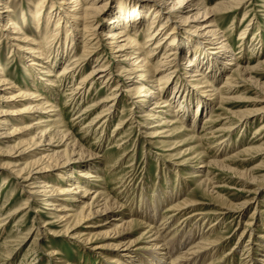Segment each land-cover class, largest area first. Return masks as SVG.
<instances>
[{"label": "rangeland", "instance_id": "374dc122", "mask_svg": "<svg viewBox=\"0 0 264 264\" xmlns=\"http://www.w3.org/2000/svg\"><path fill=\"white\" fill-rule=\"evenodd\" d=\"M44 1L46 12H50V4L48 5L50 0ZM216 1L219 0H209L212 4ZM0 2H7V7L0 5V23L2 24L0 25V60L7 72V76L3 79L7 78L8 82V84L0 85V108L9 109L11 106L7 105L8 102H16V107H23L24 104L29 103V100L24 97L17 100L6 99L7 95L18 92L17 88L9 87L11 82L15 81L17 85L28 83L32 88L35 85L43 86L40 90L41 95L50 96L51 102L54 105L57 104L58 110L63 112L61 116L65 123L61 128L68 127L83 148L96 155L93 159L73 161L65 167L51 168L41 173L31 172L30 175V169L26 166L25 173L18 177L15 170L25 167L29 160L47 153L43 151L44 145L40 146L39 150H31L34 146L27 151L22 150L31 144V139L41 129H37V125L34 124L33 127H29L28 123L35 120L30 117V114L23 119L15 118L17 115L0 116V121L4 117L9 118L10 127H26L20 133L15 132L16 134L11 137H0V223L2 224H0V264H116L110 262L113 261L111 258L117 250L124 252L122 250L124 246H115L120 241H132V250L143 253V250L144 252L146 250L142 248H148L153 231H149L147 219L134 215L137 210L139 211L140 203L141 206L145 203L157 209L153 226L160 227L162 221L168 220L167 224L160 227L162 231L160 234L168 233L167 238L174 237L177 245L181 246L180 251L187 252L184 258L192 256L190 260L193 261V255L188 252L189 248L197 243L199 245L204 243L205 246L198 248L201 250H199L201 257L196 264L264 263V0L235 1L234 5L220 14L218 19L220 27L227 29L226 37L228 36L234 51L239 54L242 66H254L260 63L251 72V75L255 77L253 82L250 80L245 83L239 76H235L234 81L237 78L240 79L236 82L238 88L232 89L234 90L231 93L232 98L222 104L210 102V108L204 113L201 112L196 126L190 129L187 125L181 128L177 123L170 127L158 126L157 124L161 122H157V118L147 119L148 116H145L138 107L141 96L139 97V94L130 89L132 78L125 76L130 70L127 61H123L126 52L114 53L107 36L102 34L106 33L105 30L108 27L103 28L101 24H111V21L115 19L113 17L117 16L120 0L99 1V4L105 2L103 9L97 14L99 20L97 32L102 36L95 39V36L90 35L83 40V37L87 36H83L84 32L81 30H76L74 35H71L76 38L75 49L72 53H69L71 49L68 52L71 55L83 54L84 46L89 44V40H93L92 44L86 48L88 50L85 52L87 54L85 59L80 61L81 66L83 61V65L86 64L85 73L92 71L97 64L109 65L108 71L103 74L108 73L104 76L105 78L98 80L96 77L92 85L86 84L82 89L83 95L86 96L76 100L73 99L74 92L81 91L80 86L78 90L76 87L81 81V74L84 73L80 75L77 73L76 78L72 75L67 79L59 78L56 84L60 88L47 87L49 84L44 82L41 84L40 78L45 76L41 73L39 75V70H32V78L29 77L30 74L27 71L28 63H30L28 60L31 59L29 57L31 54L27 51L29 44L25 41L5 38V34L11 31L4 30L6 18L1 11L5 8L12 10L10 11L12 18L19 21L24 31L27 30L26 32L32 34L36 29V22L32 20L31 12L35 11L38 0H1ZM154 6L162 10V21H164L168 9L159 3ZM60 11L65 17V10ZM25 14L28 20L24 26L21 17ZM52 22L49 25L50 29L55 28V21ZM158 22L155 24L156 27L160 24ZM173 26L174 23L170 20L166 29L170 30ZM184 26L187 25L177 28V31H180V40L189 35H192L194 40L207 37L203 32L194 33V30L191 31ZM63 34L66 35L65 30ZM138 38L141 43H144L146 34L140 33ZM203 42L208 52L217 51L209 48L217 45L208 44L209 37ZM249 45H253V48ZM54 53L51 59L53 62L56 61L54 63L57 64L55 68L57 72L65 58H61L62 55L55 58L57 53L56 56ZM181 62L179 74L184 76L183 65L187 63V59L184 58ZM119 70H123V73H118ZM229 70L227 68L222 71L224 73L220 75L219 83L224 81L225 74L230 73ZM164 72L160 71V73ZM160 75L152 76L149 80L155 81L154 78ZM52 78L55 77L52 76ZM172 80L175 83L176 78ZM117 82L120 86L123 85L116 95V99L120 98V102L113 104L109 112L110 120L104 122V119L97 116L105 106L112 104L111 98L115 96L110 94ZM167 94L169 95L168 92ZM107 96L111 97L109 98L111 101L100 103L103 97ZM215 101L217 102L216 99ZM153 106L155 105L152 101L150 107ZM211 111L212 116L209 115ZM156 113L159 115L162 112ZM163 115L168 117L166 118L168 122L171 121V115ZM206 116L208 119H203ZM124 117L125 124L118 125L119 118ZM46 118L45 120L49 119V117ZM143 123L145 126H141ZM10 127L9 129L6 126L1 127L0 136L3 132L4 134L11 132L13 129ZM147 132H154L157 137H151ZM62 158L65 159L66 156ZM210 159L219 160L224 163V166L208 164L207 161ZM86 163L97 166L100 175L104 178L100 180L102 182L92 181L94 188L104 191L109 197L111 196L112 201L119 203L103 214H93L85 219L82 216H75L71 218L70 227L67 228L66 221H60L55 217L62 212L47 206V198L37 196L38 194L35 196L39 202L37 203L32 196L29 198V192L37 189L33 187L35 182L37 186L42 185V181L46 178L50 181L49 184L59 180L65 182L62 177H59L60 173L77 174L75 171L82 169V164ZM203 164L208 166L206 169H209L214 187L205 188L197 180L198 177L194 176V171L205 168ZM143 191L148 194L144 201L141 199ZM157 198L166 200L157 204ZM120 203L123 205L119 206ZM27 205L28 207H25ZM21 207L25 208L22 210ZM127 214L132 217H128ZM163 216H165L164 219H162ZM116 218L124 220L133 218L139 224L136 222L127 225L121 222L119 228L127 225L128 229L123 230L120 237H116L114 223L120 224ZM213 241L216 243H211ZM251 246L253 260L247 254Z\"/></svg>", "mask_w": 264, "mask_h": 264}, {"label": "bare ground", "instance_id": "6f19581e", "mask_svg": "<svg viewBox=\"0 0 264 264\" xmlns=\"http://www.w3.org/2000/svg\"><path fill=\"white\" fill-rule=\"evenodd\" d=\"M99 1L100 0H50L48 2V5L50 4V12H46L47 9L45 8V1L38 0L35 5V11L31 12L33 13L32 20L36 22V29H34L32 34L26 32L27 30L24 31L22 25L19 24V21L12 18V14L10 13L12 10L5 8L1 11L2 15H4L3 17L6 18L4 30L11 31L5 34V38L8 40L25 41L29 44V50L27 51L32 57L29 56L31 59L28 60L30 63H28L27 66V71L30 76L27 74L26 76L31 77L33 71L39 70V75L41 73L45 76H41V84L44 82L49 84L47 87L54 88L55 86L59 87V85L56 84L59 78L62 77L63 79H67L70 75L76 78L77 73L78 75L84 73L81 74V81L77 84L78 86H75L77 90L80 86L81 91L78 90L76 93L74 92L76 90L75 88L73 91L74 100L80 97L83 98L86 95H83L82 89L88 83H91L92 85L96 81V77H98V80L105 78L104 76L108 73L105 75L103 74L105 71H108L107 66L109 65H106L105 63L101 65L97 64L93 67L92 71L85 73L86 64L83 65V61L81 66L80 61L85 59L87 55L85 52L88 50L86 48H88L89 44H92L93 40H89V44L84 46L83 54L75 55L74 53L71 55L69 53H72L76 47V38L71 35H74V31L81 30L84 32L83 36H87L83 37V40H86L90 35L95 36V39H97L103 34L107 36L106 38L109 40L114 53H118L120 51L126 52L123 61H127L126 63L130 70L126 72L125 76L127 75V78H132V86H130V89L139 94V97L141 96V99L138 102V107L142 110L141 112L145 113V116H148L147 119L153 120L157 118V122H161L157 124L158 126L164 125L163 127H170L177 123L179 127L183 128L184 125H187L189 126V129L196 126L201 112L204 113L206 109L208 110L210 108V102L222 104L223 102H228L232 98L231 93L234 91L232 89H236V82H238V79L241 78L245 83L250 80L253 82L255 77L251 75V72L254 68H256V66L260 65V63L257 65L254 64V66H242L239 54L234 51L235 49L228 40V36L226 37L225 30L227 29H222L218 23L219 16H221L220 14L231 8L235 1L240 2V0H219L213 4L210 3L209 0H120L117 16L113 17L115 19L111 21V24H101L103 28L108 27L107 30H105L106 33L102 34L97 32V27L99 26L97 14L103 9V3L105 2L99 4ZM6 3L0 2V5L7 7ZM156 3H159L161 6L164 5L165 8L168 9V14L164 21H162V10L159 7L154 6ZM54 10H56V12H54ZM60 10H65V17L62 15ZM21 19L23 20L22 22L25 26L27 24L28 16L25 14L21 17ZM170 20L174 23V26L172 29L168 30L166 28H168ZM52 21H55V28L52 27L53 29H50L49 25H51L50 23H53ZM72 21L73 25H71ZM157 21H159L160 24H157L156 27L155 24ZM34 22L32 24H34ZM0 25L2 24L0 23ZM182 25H187L188 27L184 26V28H189L191 31L194 30V33L198 31L203 32L205 36L209 37L210 42L208 44H217L216 47L209 48H213V50L217 51L208 52L206 45L203 44V40L207 39V37H200L194 40L193 36L189 35L188 37L180 40V31H177V28ZM71 29L73 30L71 31ZM64 30L66 35L63 34ZM90 31L91 34H89ZM245 32L246 30L243 31V35ZM140 33L146 34V40L144 43H141L138 38ZM60 47L61 52H59ZM249 47L253 48V45H249ZM55 50H57V52L54 53ZM53 53L54 55L57 53V57L55 58H58L61 55V58H65V61L62 63V67L58 69L57 72L55 71L57 64L54 63L56 61L53 62L51 59ZM184 58L187 59V63L183 65L184 72L182 73L184 76H180L179 71L182 67L181 61ZM2 64L3 63L0 60V85L8 84L7 78L3 79L4 76H7V72H5L4 65ZM227 68L230 69V73L225 74L226 78L224 81L219 83L218 79L220 75L224 73L222 71L227 70ZM160 71L165 72L160 73ZM118 73L122 74L123 70H119ZM157 74L161 75L156 76L154 78L156 79L155 81L149 80L150 77ZM52 76L55 78H52ZM235 76H239L240 78H237V80L234 81ZM171 77H173L172 79L176 78L175 83L172 82L173 80ZM30 82L33 81L30 80ZM189 83L190 85H188ZM16 85L17 83H15V81L11 82L9 87L14 89L17 88L18 92L7 95L8 97H6V99L17 100L20 97H24V99L29 100V103L24 104L23 107H16V102H8L7 105L11 107L6 110L0 108V116L17 115L15 118L23 119L24 116H29L30 114V117H33L36 122L34 123V121H32L28 123L29 127L37 125L36 128L41 130L39 133L36 132V136H33L31 139L32 141H30L31 144L29 143L30 145L26 146L22 150L27 151L28 148H31L32 146L34 147L31 150H39L40 146L44 145L43 151L47 152L40 155V157H35L34 159L29 160L25 164V167L15 170L18 177L25 173L24 170L26 171V166L30 169V175L31 172L41 173L51 168L55 169L58 167H65L68 163H72L73 161L81 162L83 159H93L94 156H96L92 152H88V150L86 151L83 148V145L78 141L76 136L72 134L73 132L70 133V129L68 127H64L65 129L61 128V126L64 125L63 123H65L61 116L63 112H61L60 109L58 110L59 107L57 108V104L54 105V103L51 102V99L49 98L50 96L41 95L40 90L43 86L35 85V87L32 88L28 83ZM122 86V84L120 86L117 82L115 87H113L114 90L110 96H115L114 98L107 96L105 98L103 97V100L100 99V103H107L108 101H111V99L113 101L111 105L105 106L102 112L97 116L104 119V122H108V120H110L109 112L113 107V104L115 105L120 102V98L116 99V95L119 93ZM168 87L170 88L168 89ZM224 87L225 89H223ZM167 92L169 95H166ZM152 101L155 106L150 107ZM156 108L164 109L158 110ZM156 112L162 113L157 115L158 113ZM40 113H47L48 115ZM210 113L211 114L209 115L212 116L213 112L211 111ZM163 114L171 115V121L168 122L166 120L168 117H165ZM46 117H49V119L45 120ZM207 117L208 116L203 119H206ZM125 122V117L119 118L118 125H122L123 123L125 124ZM9 123L10 120L8 117H4L2 121H0L1 127H10ZM141 126H145V123L141 124ZM10 128L13 129L11 132L8 134H4L3 132L0 137H11L16 133H20L23 129H26V127L23 128L18 126H11ZM120 128L122 127L120 126ZM166 132H169V130H166ZM147 133H149L151 137H157V134H154V132ZM44 141L47 142L44 144ZM53 142H56L57 144H54ZM86 152H88L87 155H85ZM201 153L202 151L198 154L200 155ZM64 156H66L65 159L62 158ZM59 158L61 159L59 160ZM207 163L221 164L224 166V163L219 160L210 159ZM202 166H205V168L194 171V176L198 177L197 180L205 188L214 187L212 186L214 183L212 182V178L208 172L209 169H206V167H208L207 164H203ZM81 167L82 169L75 171L77 174H73V172L60 173L59 177H62L65 182H61L59 180L56 183L49 184L50 181L46 180V178L42 181V185L37 186L35 182L33 184L35 186L33 187H37V189L29 192V198L32 196L34 201L37 203L39 202L35 196L38 194L37 196L47 198V206L49 205L56 211L62 212L55 215V217L60 221H66L67 225L65 226L67 228L70 227L69 223L71 218L75 216H82V218L85 219L87 217H91L93 214H103L106 213L112 206L118 205L119 203L118 202L116 204L115 200H111V196L109 197V195L105 194L104 191L94 188L93 183H91L92 181L102 182L100 180H104V178L100 175L99 168L97 166L86 163L82 164ZM238 173L242 174L241 172ZM147 196L148 194L144 191L141 192V199L143 201ZM172 196L173 194L170 196V201L172 200ZM162 198L156 199L157 204L166 200ZM121 205L123 204L120 203L119 206ZM138 206L140 207H138L139 211L137 210L134 215L138 217L142 216L147 219L149 222L148 225L150 226L149 231H153L151 238L149 237L150 242H148V248L144 246L145 248L142 249H145L146 251L144 252L143 250V253H141L138 250H132V241H120L119 243H116L115 246H124L123 249L121 248L124 252L117 250L114 257L112 256L111 258L113 261L110 263L196 264V261L200 260L201 254L199 253L200 249L198 248L205 246L204 243L201 245L197 243L195 246H191L189 248L188 252L193 255V261L190 260L192 256L189 258L186 256L187 258H184L186 251H180L181 246L179 247L177 245V242L174 241V237L167 238L166 234L168 233L160 234L162 232L160 227L167 224L168 222L166 223V221L168 220H161L162 222L160 223V227L153 226L157 209L152 205L148 206V204L145 203H143V206H141V203ZM25 207H28V205ZM25 207H21V209L23 210ZM45 209L49 208L45 207ZM143 212H145V214H143ZM124 213H126V211H124ZM129 216L130 215H128V217ZM164 218L165 216H163L162 219ZM116 219L120 223H114V231L115 234H117L116 237H120L119 235L122 234V231L128 229L127 225H132L137 222L133 218L126 220L123 218ZM121 222H124L127 225L119 228ZM137 223L139 224V222ZM86 240H90V238H86ZM211 243L216 242L213 241ZM109 245H114V243H109ZM251 249H253L252 246L247 251V254L251 256L250 258L253 260L252 256L254 254L252 255L253 250ZM245 262L247 263V261Z\"/></svg>", "mask_w": 264, "mask_h": 264}]
</instances>
